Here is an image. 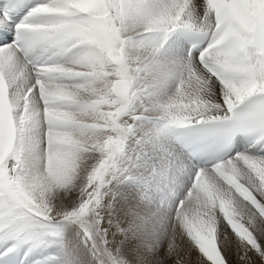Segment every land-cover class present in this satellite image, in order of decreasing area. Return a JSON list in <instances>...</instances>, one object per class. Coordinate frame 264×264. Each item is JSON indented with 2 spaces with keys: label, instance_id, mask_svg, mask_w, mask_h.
<instances>
[{
  "label": "snow or ice",
  "instance_id": "obj_1",
  "mask_svg": "<svg viewBox=\"0 0 264 264\" xmlns=\"http://www.w3.org/2000/svg\"><path fill=\"white\" fill-rule=\"evenodd\" d=\"M0 264H264V0H0Z\"/></svg>",
  "mask_w": 264,
  "mask_h": 264
}]
</instances>
